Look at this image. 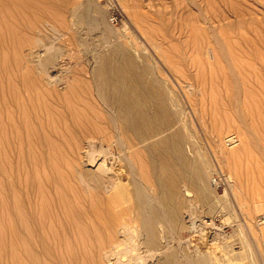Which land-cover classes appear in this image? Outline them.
<instances>
[{"label":"bare ground","instance_id":"bare-ground-1","mask_svg":"<svg viewBox=\"0 0 264 264\" xmlns=\"http://www.w3.org/2000/svg\"><path fill=\"white\" fill-rule=\"evenodd\" d=\"M62 5L0 0V155L4 162H0V170L5 169L9 147L25 148L37 161L44 160L40 152L44 149L45 161L51 167L47 178L36 181L40 193L38 215L25 210L20 197L5 206L4 192H0V207L6 208L3 228L10 233L0 238V253L10 251L16 264H22L18 249L23 247L39 263L28 245L40 241L45 253L52 255L42 228L62 247L63 253L52 264H104L106 252L117 250L127 257L134 238L158 251L163 244L162 224L169 222L171 229L180 226L176 201L182 183L197 193L196 198L208 212L219 209L210 193L208 170L199 159L188 155L191 142L187 126L179 124V112L172 107L164 85L150 77L149 65L138 62L124 44L115 42L107 51L100 47L94 56L86 57L85 65L72 70L85 76L80 77V83L73 82L68 68H60L62 77H53L51 69L63 66V59L68 58V54L64 55L66 46L51 44L53 35L59 37L72 31L68 32L70 28L64 22L63 27L52 23L65 21ZM80 8L76 4L73 10L80 13ZM90 14L89 18L105 24L108 35L110 28L103 11L96 8V13ZM36 46H46L45 53L20 74L17 66H27L28 61L38 57L33 52ZM99 156L102 161L97 169L81 166L82 161L94 162ZM116 159L121 171L129 173L133 184L130 196L118 188L125 177L120 178L114 170ZM255 159L244 169V183L250 195L264 198L257 185L264 178V158ZM66 165L68 170L73 168L69 172L77 176L80 184L71 182ZM31 179L35 180V176ZM47 180L60 184L54 197L47 192ZM150 180L157 185L154 192L149 187ZM199 212L192 207V213ZM209 223L221 229L216 222ZM22 227L30 235L24 234ZM122 244L124 248L119 247ZM185 261L210 264L206 256L188 255ZM118 264L129 262L123 259ZM149 264L182 261L172 250Z\"/></svg>","mask_w":264,"mask_h":264},{"label":"rangeland","instance_id":"rangeland-1","mask_svg":"<svg viewBox=\"0 0 264 264\" xmlns=\"http://www.w3.org/2000/svg\"><path fill=\"white\" fill-rule=\"evenodd\" d=\"M37 1L53 6L63 4L65 21L52 23L63 27L64 22L70 28L68 32L72 29L65 36L60 34L63 38L53 35L51 44L68 47L64 48L65 57L68 54L63 59L66 63L51 69L54 78L62 77L60 68H68L73 82L80 83V77L85 76L77 70L85 65L86 57L94 56L100 47L107 51L115 42L128 47L138 62L149 65L150 77L161 82L170 94L171 105L179 112V124L188 127L191 145L187 153L206 166L210 193L219 206L208 212L196 198L197 193L182 183L176 201L180 207V226L171 229L169 222L162 224L163 244L158 251L148 249L141 239L134 238L129 256H122L118 250L108 251L102 262L118 264L124 259L129 264H149L162 253L176 250L182 264H187L188 255L206 256L210 264H264V198L250 195L244 183L247 164L256 160L255 157L264 158V0ZM76 4L81 5L82 13L74 12ZM96 8L104 13V21L110 28L108 35L102 21L89 18ZM84 9L91 12L87 14ZM45 32L52 34L50 30ZM66 34L71 41L64 40ZM45 48L34 47V55L38 53V57L28 61L27 66H17L19 73L36 63ZM23 51L26 59L28 49ZM40 152L43 161H37L25 148H8L5 169L0 170V192H4L5 206L20 197L25 210L39 214L36 181L51 173L45 150ZM2 159L0 155V162ZM100 159L99 156L94 162L84 160L81 166L95 170ZM119 164L118 159L112 164L120 178L125 177L120 179L123 183L118 188L130 196L133 184L128 179L129 173L121 171ZM64 169L72 183L80 184L77 176L69 172L72 167L68 170L66 165ZM33 175L35 180L31 179ZM215 176H219L220 185L214 183ZM262 180L257 185L264 193ZM148 184L154 192L157 185L151 180ZM45 185L48 194L54 197L60 184L47 180ZM5 206L0 207V238L10 234L3 228ZM192 207L200 212L192 213ZM210 221L221 229H215ZM42 231L52 255L45 253L42 242L32 241L28 246H32L40 262H34L20 247L22 264H52L63 253L48 231L45 228ZM22 232L30 235L25 227ZM0 264H16L10 251L0 253Z\"/></svg>","mask_w":264,"mask_h":264},{"label":"built area","instance_id":"built-area-1","mask_svg":"<svg viewBox=\"0 0 264 264\" xmlns=\"http://www.w3.org/2000/svg\"><path fill=\"white\" fill-rule=\"evenodd\" d=\"M230 142H231V140L229 139L228 143H230ZM219 180H220L219 176H215L214 177V183H216L217 185H220V181Z\"/></svg>","mask_w":264,"mask_h":264}]
</instances>
